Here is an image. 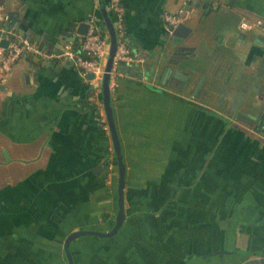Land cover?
<instances>
[{
  "label": "crops",
  "instance_id": "obj_1",
  "mask_svg": "<svg viewBox=\"0 0 264 264\" xmlns=\"http://www.w3.org/2000/svg\"><path fill=\"white\" fill-rule=\"evenodd\" d=\"M0 4V39L15 32L61 48L77 42L90 13L109 37L96 0ZM118 4L128 44L142 53L111 93L126 217L112 236L71 240L74 264H240L264 249V133L236 117L243 94L264 95L255 85L263 82L255 73L264 61V0ZM180 7L194 47L185 61L161 54L152 71L169 36L163 14ZM242 19L262 24L242 28ZM176 60L189 79L167 71ZM252 62L245 81L238 71ZM90 94L73 64L51 58L24 56L0 81V264H68L70 231L113 225L117 164Z\"/></svg>",
  "mask_w": 264,
  "mask_h": 264
},
{
  "label": "built area",
  "instance_id": "obj_2",
  "mask_svg": "<svg viewBox=\"0 0 264 264\" xmlns=\"http://www.w3.org/2000/svg\"><path fill=\"white\" fill-rule=\"evenodd\" d=\"M188 1L189 0H181L183 7ZM183 7H180L178 12H164L163 19L167 23L168 31L183 20L181 15ZM111 8L117 16L114 22L117 45L113 55L109 78V88L112 93L118 85V77L122 74V68L124 66L139 63L142 59L138 52L131 49L128 44L118 0L111 1ZM5 18L6 14L2 12V5L0 4V32L4 31L1 21H4ZM85 21L88 23V26L85 34H80V38L76 42L79 47L78 49L74 48L72 39L65 42L61 48L47 49L38 41L27 36L18 35L15 32H11L9 35L5 36L8 38L7 45H0V81L6 79L13 65L24 56H36L70 62L89 85L91 89V102L94 103L97 108L100 119L105 122L106 116L99 94L101 93L102 74L104 72V65L109 49V37L105 35L101 26H99L94 13H90ZM261 24V19H242L239 22V26L242 28H250L253 25ZM8 31H10V29L7 30V32ZM90 73H93L92 77H89Z\"/></svg>",
  "mask_w": 264,
  "mask_h": 264
},
{
  "label": "water",
  "instance_id": "obj_3",
  "mask_svg": "<svg viewBox=\"0 0 264 264\" xmlns=\"http://www.w3.org/2000/svg\"><path fill=\"white\" fill-rule=\"evenodd\" d=\"M96 1L109 35V49H108L107 59L104 65L102 80H101V97H102V103L105 111L107 125L109 128V132L113 144L116 164H117L118 174H117L116 213H115V219L113 225L106 231H102L94 228H80V229H74L67 234L63 242V249L68 264H74L69 246L71 240H73L78 236L89 235V234L97 235L99 237L112 236L119 230L126 217L124 210L125 162L123 159L121 145L114 122V116L111 105V92L109 88L110 69L112 66L113 55L117 45V37H116V30L114 27V23L111 20L109 12L106 8V1L105 0H96ZM182 16L185 18L187 16V12H184ZM10 18L11 15L8 16V19ZM1 23H4V21H1ZM87 26L88 23L85 20L80 21L77 25L76 30L79 34L83 35L86 32ZM7 29L8 27H6V30ZM194 33H195L194 26L187 23L186 21L182 20L178 22L175 26H173L169 31V36L165 39L162 45L161 53H159L156 59L154 60L151 70L154 71L155 67H158L161 64L163 59L161 58L160 60L161 54L166 52L172 53L171 55H174L181 60L184 61L187 60L188 56L191 53L189 50L194 47L188 44V42L192 39ZM7 43H8V38H6L5 36L0 39V45L6 46ZM237 52L241 53V51H237ZM140 55H142L141 52L139 53V56ZM175 62L177 64V67L175 69H171V70L169 68H165V69L166 70L169 69L167 71H170V74L173 76H178V78L181 79H189V76H184V73L180 72L182 71V69H185V66H183L184 64L182 65L180 64V62L178 63L177 60ZM255 67L256 65L253 62L242 63L238 72L245 81H248L253 77L255 73ZM257 69L259 70L262 69L260 73L258 70V72H256L255 74L261 75L263 82L260 84L256 83L255 85L259 86L261 89L264 90V61L260 63V66H258ZM92 76L93 73H90L89 77ZM197 85H199V81L197 82ZM242 101L243 102H241V104L243 103V105H245V108L242 106L238 107L236 112V117H239L245 123L251 125L255 131L257 132L261 131L264 133V95L262 96V98L260 97L258 98L257 96H252L246 92L245 94L242 95ZM221 251L224 252L225 250H221ZM240 264H264V249L260 251L259 250L254 251L251 257H249L247 260H244Z\"/></svg>",
  "mask_w": 264,
  "mask_h": 264
},
{
  "label": "trees",
  "instance_id": "obj_4",
  "mask_svg": "<svg viewBox=\"0 0 264 264\" xmlns=\"http://www.w3.org/2000/svg\"><path fill=\"white\" fill-rule=\"evenodd\" d=\"M73 46H74L75 49H78L79 48L76 43H74Z\"/></svg>",
  "mask_w": 264,
  "mask_h": 264
}]
</instances>
